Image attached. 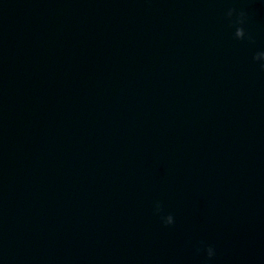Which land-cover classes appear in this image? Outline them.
Masks as SVG:
<instances>
[{"label":"water","instance_id":"water-1","mask_svg":"<svg viewBox=\"0 0 264 264\" xmlns=\"http://www.w3.org/2000/svg\"><path fill=\"white\" fill-rule=\"evenodd\" d=\"M137 0H0V264H48Z\"/></svg>","mask_w":264,"mask_h":264},{"label":"clouds","instance_id":"clouds-1","mask_svg":"<svg viewBox=\"0 0 264 264\" xmlns=\"http://www.w3.org/2000/svg\"><path fill=\"white\" fill-rule=\"evenodd\" d=\"M225 17L229 22V26L234 28L233 37L236 40L244 41L248 40L252 42V36L246 32L244 25L247 22V13L244 10H238L236 8H228L225 12ZM253 61H260V68L264 70V51L257 52L253 56ZM154 214L158 215L164 226H172L175 223L174 216L171 213L165 214L160 202H156L154 205ZM196 255H203L202 264H210L216 257V249L212 244L206 241H199L194 246Z\"/></svg>","mask_w":264,"mask_h":264}]
</instances>
